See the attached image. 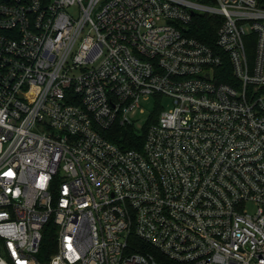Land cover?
Returning <instances> with one entry per match:
<instances>
[{"label":"built area","instance_id":"2783aa9c","mask_svg":"<svg viewBox=\"0 0 264 264\" xmlns=\"http://www.w3.org/2000/svg\"><path fill=\"white\" fill-rule=\"evenodd\" d=\"M50 222L48 264H264L258 0H0V264Z\"/></svg>","mask_w":264,"mask_h":264},{"label":"trees","instance_id":"16d2710c","mask_svg":"<svg viewBox=\"0 0 264 264\" xmlns=\"http://www.w3.org/2000/svg\"><path fill=\"white\" fill-rule=\"evenodd\" d=\"M259 4L264 7V0H258ZM218 21L214 18L201 15L196 16L191 25V36L197 40L215 47L217 38ZM116 135L113 136L115 141L122 147L130 148L142 136L132 128H121L116 130ZM57 228L53 222L48 223L43 232V240L41 243L40 252L37 259L41 264H48L52 255L56 251ZM150 250V249H148Z\"/></svg>","mask_w":264,"mask_h":264},{"label":"rangeland","instance_id":"374dc122","mask_svg":"<svg viewBox=\"0 0 264 264\" xmlns=\"http://www.w3.org/2000/svg\"><path fill=\"white\" fill-rule=\"evenodd\" d=\"M162 108H159L158 105ZM171 108V100L166 97H151L149 100H142L140 104V109L145 111V114L139 113L134 117V122L138 129L145 126L151 118H154L160 110H169ZM139 109V110H140Z\"/></svg>","mask_w":264,"mask_h":264}]
</instances>
